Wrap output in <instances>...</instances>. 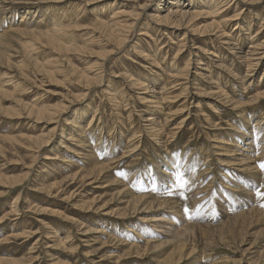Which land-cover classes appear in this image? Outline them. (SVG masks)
<instances>
[{"label": "rangeland", "instance_id": "rangeland-1", "mask_svg": "<svg viewBox=\"0 0 264 264\" xmlns=\"http://www.w3.org/2000/svg\"><path fill=\"white\" fill-rule=\"evenodd\" d=\"M2 1L6 2L0 5V50L3 45L8 44L3 48L6 55H0V146L4 147L0 148V239L10 236L11 233L20 234L25 229L32 230L33 233L37 230L38 234L35 233L31 239L23 236L3 241L0 243V257H25L31 259L29 264H160L178 243L175 242V246L160 244L144 256L129 252L127 245L130 241L129 245H144L147 237L140 235L143 229L146 235H155L154 222L144 223L140 218L159 214L155 212L156 204L148 207L146 211L130 213L128 218L101 215L102 211L96 208H93L91 213L81 210L83 200L92 199L97 195H102L99 205L109 204V210L124 207L126 195H156V198L158 196L162 199L168 196L165 199L167 205L174 206L169 213L166 205L160 211L161 214L166 211L172 219L184 217L188 225L194 226L191 228L194 235L190 242V247L194 245V252L177 264H264V215H257V219L250 224L238 226L237 222H233L231 226L224 223L225 226L220 227L226 220L234 221L235 217L250 211L251 208L264 212V96L255 98L260 92H264V48L259 46L252 54L256 45L264 42V0H202L201 4L200 0H191L193 7L190 0H180L181 3L177 7L184 10L196 9L201 14L192 23L191 28L185 23L180 29H169L160 25L159 27L150 18L154 11L163 15L167 13L168 7H175L176 5L172 7L169 4V1L173 0H102L90 5L87 4L88 0H61L57 4L54 1ZM104 5L105 15L98 16L97 13L101 12ZM206 6L212 9L208 10ZM225 8L220 15L219 11ZM119 10L123 11L121 23L129 25L130 28L123 31L128 34L129 41L116 49L113 45L116 42L109 40L110 33L105 28L98 27L97 19L103 16L108 23L117 22L119 17H116L115 13ZM202 10L215 13L212 19L221 22L218 27L220 36L218 34L195 38L193 34H197L211 22V18ZM227 20L228 25H223ZM30 29H41L50 34V39L44 37L37 40L32 37L34 35L26 34ZM141 31H146L147 34L141 36ZM113 35L118 40V30ZM184 35L185 38L182 39ZM56 43L64 46V49H59ZM178 49L183 51L182 55L177 52ZM111 50L114 51L110 52ZM256 51L259 54H256ZM107 52L110 53L106 55ZM245 54H248V57ZM57 63L63 66L61 72H57ZM255 63H258V66L254 70L250 69L249 66ZM188 65L187 77L193 85L190 92H185L181 84L183 80L173 75L181 73ZM50 70L55 71L54 81L45 75H48ZM98 72L103 75L100 82L96 80ZM90 78L92 81L86 82ZM137 82L146 84L156 93L161 92L153 93L159 96L160 107H149L143 103L141 94L139 95L137 89L134 90V83ZM215 82L216 85L220 84L219 88L221 86L229 98L243 102L244 106L235 108L216 103L217 101L208 95H205L208 97L206 98L204 92L217 90ZM97 83L101 85L98 86ZM211 87H214V90ZM19 102L38 108L67 104L68 108L58 117L57 130L53 133V130H49L55 124L35 123V117H7L6 113L12 115L23 112ZM18 108L21 111H14ZM214 108L217 112H212ZM148 116L161 118L163 135L157 140L146 129L145 120ZM45 133V138L52 135L53 139L47 147L39 151L36 162H32L29 152L22 144L28 142L24 136ZM101 133L103 137L100 136ZM6 136H16L18 142L4 139ZM227 140L230 142L227 143ZM248 141L251 142L249 146L246 145ZM142 142H146L147 146ZM219 144H222L221 147ZM226 144L228 145L225 146ZM237 147H249L248 155L256 161L254 165L257 170L260 169L258 178L253 177L254 173L251 175L252 173L246 172L244 175L240 173L239 176L236 169L228 166L227 162L231 159L228 153H243ZM134 150L136 153L130 157ZM224 153H227L226 156ZM56 156L60 161L45 160ZM240 157L246 158L242 155ZM171 160L174 167L169 164ZM95 163L106 165L109 174L100 184H94L95 181L87 179L85 182L71 183L69 187L65 185L66 190L79 194L73 202L65 200V194L61 193L58 196L60 198H50L48 193L40 190L41 187H49L55 181L73 176L83 169H93L97 166ZM1 176L18 177L21 182H6ZM172 176L174 182L169 183ZM165 183L167 185H164ZM96 185L103 187L96 188ZM233 188L236 190L233 191ZM150 192H153L152 195ZM37 206H50L59 213H39V209L36 211ZM226 209L230 210V214ZM180 212L183 216L178 215ZM85 226L92 230L103 228L102 230L112 233L123 243H128L119 244L114 239L92 233V230L83 235ZM55 232L62 239L67 236L71 243H61L57 249L50 248L54 242L52 240H56L53 237ZM35 241L39 243L34 245ZM251 243L255 246L252 256L244 251ZM63 246L74 248L64 250ZM56 258L65 263H57Z\"/></svg>", "mask_w": 264, "mask_h": 264}, {"label": "bare ground", "instance_id": "bare-ground-1", "mask_svg": "<svg viewBox=\"0 0 264 264\" xmlns=\"http://www.w3.org/2000/svg\"><path fill=\"white\" fill-rule=\"evenodd\" d=\"M41 2V3H43V2H51V1H54V3L55 4H57L59 1H61V0H30V1H28L27 3H34V2ZM64 1V0H63ZM100 1H102V0H88V2H87V4L88 5H90L91 3H93V2H100ZM103 1H105V0H103ZM210 1V0H209ZM4 2H6V1H4ZM4 2L2 1V0H0V5H2V4H4ZM190 2H191V4L190 5H192V7H193V4H192V1L190 0ZM201 2H202V0H200L199 1V4H201ZM113 3V2H112ZM115 3V2H114ZM181 3V1L180 0H173V1H169V4H171L172 5V7L173 6H175V7H173L172 9L170 8V7H168V9H167V13H165V14H161V12H160V10H159V12L160 13H158V12H156V11H154L153 12V14H152V16L150 17L158 26L160 25V26H166V27H168L169 29H180V28H183L184 27V24L186 23V24H188V26L191 28V25H192V23L201 15L200 14V12L198 11V10H196V9H188V10H184V9H180L179 7H177L178 6V4H180ZM184 3V2H183ZM182 3V4H183ZM213 3V2H212ZM215 3H217V1L215 2ZM256 3V2H255ZM187 5H189V4H187ZM196 6H197V4H195ZM214 5V4H213ZM217 5H220V4H217ZM108 6V5H107ZM215 6V5H214ZM182 7V6H181ZM185 7V6H184ZM191 7V8H192ZM200 7V6H199ZM217 7V6H216ZM220 7V6H219ZM194 8H196V7H194ZM206 8L209 10V9H212V8H210L209 6H206ZM205 8V9H206ZM214 8V7H213ZM200 9V8H199ZM226 10V8L225 9H223V10H221V12L219 11V14L221 15L222 13H223V11H225ZM231 10V9H230ZM53 11V10H52ZM58 11V10H57ZM203 12H206V14H207V17H210L211 18V22L210 23H208L202 30H201V28H200V30L201 31H199V32H197V34H193V35H195V38H197V37H205V36H207V35H218L219 34V36H220V28H218V27H220V24H221V22H219V21H215V20H213L212 19V17L213 16H215V13H213L211 10V12H208V11H204V10H202ZM106 12V6L104 5L103 7H102V9H101V12L100 13H97V15L99 16V15H102V14H104ZM5 13V12H4ZM210 13H211V15H210ZM35 14V13H34ZM60 14V13H59ZM105 15V14H104ZM64 16V15H63ZM115 16L116 17H119V21H117V22H114V23H108L107 21H105V19L104 18H102L103 16H101V17H99V19H97V20H99L98 21V27L100 28V26L101 27H103V28H105V30L107 31V32H109L110 33V38H109V40L110 41H114V42H116L115 44H113L114 45V47L116 48V49H119V48H121L123 45H125L128 41H129V39H128V34L126 33V32H123L124 31V29H126V28H130V26L129 25H124L123 23H121V20H120V17H123V11H121V10H119V11H116V13H115ZM219 16V15H218ZM217 16V17H218ZM53 19V18H52ZM61 19V18H60ZM225 19V18H224ZM227 19V18H226ZM54 20V19H53ZM223 20V19H222ZM222 23H224V22H222ZM228 23H229V20H227V21H225V23L223 24V25H228ZM60 25V24H59ZM58 25V26H59ZM134 25V24H133ZM136 25V24H135ZM247 25V24H246ZM159 26V27H160ZM238 26V25H237ZM248 26V25H247ZM149 27H150V25H149ZM34 28V27H33ZM61 27L59 26V28L58 29H60ZM25 29V28H24ZM37 29V28H36ZM193 29V28H192ZM38 30V29H37ZM118 30V40L114 37V35L113 34H115L116 33V31ZM208 31H210L209 33H208ZM48 32V31H47ZM51 32V31H50ZM221 32H222V30H221ZM32 34V35H34V36H32V37H34L35 39H37V40H40V38H49V36H50V34L48 35V33H45V32H43V31H41V29H40V31H36V30H32V29H30V30H28V31H26V34ZM53 33V32H52ZM145 33L147 34V32L146 31H141L140 32V34L139 35H145ZM193 33H195L194 32V30H193ZM223 34H225V32H222ZM185 38V35L183 36V38L182 39H184ZM50 39V38H49ZM182 41V40H181ZM183 43V42H182ZM181 43V44H182ZM8 43H6L5 45H7ZM47 44V43H46ZM57 44V43H56ZM263 44H264V42L263 43H259L258 45H256V48L255 49H253L252 50V54H253V52L255 51V50H257L258 48H259V46H261V48H264L263 47ZM5 45H3V48L5 47ZM58 45V47H59V49H64V46H62V45H60V44H57ZM183 45H185V44H183ZM156 46H157V44H156ZM185 47V46H184ZM3 48L0 50V55H3L4 56V54H5V51H3ZM158 48V47H157ZM161 49V48H160ZM201 49V48H200ZM7 50H8V48H7ZM162 50V49H161ZM168 50V49H167ZM202 50V49H201ZM114 50H111L110 52H113ZM181 51V50H180ZM179 51V49H178V53L180 54V55H182V52L183 51H181L180 52ZM110 52H107L106 53V55L108 54V53H110ZM162 52V51H161ZM164 52V51H163ZM257 52V51H256ZM262 53V52H261ZM163 54V53H162ZM161 54V55H162ZM255 54V53H254ZM256 54H259V52H257ZM6 55V54H5ZM176 55V54H175ZM246 55V57H248V54H245ZM175 57V56H174ZM240 57H244V56H240ZM169 58V57H168ZM177 58H179V57H177ZM255 59H259V58H255ZM164 61V60H163ZM167 61V60H166ZM38 64H40L39 62H37ZM153 63V62H152ZM31 64V63H30ZM163 64V63H162ZM54 65H56V64H54ZM57 66H58V69H57V72H61L62 71V67L63 66H60L59 65V63H57ZM258 66V63H255L253 66H249V68L250 69H252V70H254V68L255 67H257ZM189 65L187 66V67H185V69L181 72V73H179V74H175V75H173L172 73V75L173 76H175L176 78H179V79H182L183 80V83H181L183 86H184V91L186 92V91H189V90H191L190 88H191V86L193 85V83H192V81L191 80H189V78L187 77L188 75H189ZM151 68V67H150ZM200 68V67H199ZM154 70V69H153ZM152 70V71H153ZM151 71V70H150ZM167 72V71H166ZM186 72V73H185ZM20 74V73H19ZM45 74V73H44ZM148 74V73H147ZM150 74H151V72H150ZM167 74V73H166ZM184 74V75H183ZM212 74V73H211ZM247 74H249V73H247ZM47 77H49V79H51V81L53 80L54 81V79H55V77H56V75H55V71H52V70H50L49 71V73H48V75L47 74H45ZM96 80H99V82H100V80L102 79V74H100V72H98L97 74H96ZM218 76V75H217ZM216 76V77H217ZM252 76V75H251ZM146 77V76H145ZM149 77V76H148ZM147 77V78H148ZM197 77V76H196ZM151 78H153V77H151ZM164 78V77H163ZM163 78H161V79H163ZM184 79H185V81H184ZM158 80V79H157ZM200 80V79H199ZM92 81V79L90 78V79H87V81L86 82H91ZM144 81V80H143ZM160 81V80H159ZM219 81V80H218ZM166 82V81H165ZM217 83H219V82H217ZM165 84V83H164ZM179 84V83H178ZM97 85L98 86H100L101 84H98L97 83ZM176 85V84H175ZM218 85H220V84H218ZM218 85H216V82H215V89L217 88V90L216 91H208L207 93L206 92H204V96L206 95H208L210 98H212L213 100H216L217 102L216 103H221V104H225V105H227V106H233V107H235V108H239V107H241V106H244V103L243 102H241V101H239V100H236L235 98L234 99H231V98H229V96H227V94L226 93H224L223 91H222V88H221V86H220V88H219V86ZM132 86V85H131ZM135 86V87H134ZM134 86H132V87H134V90H138V93H139V95H140V98H141V100L143 101V103H145V104H148V106L149 107H151V106H154V107H160V105H159V101H158V99H159V96H156L155 94H153V93H156V92H154L153 91V89L152 90H150V88L149 87H147L146 86V84H143V83H139V82H137V83H134ZM156 87H157V85H156ZM116 88V87H115ZM197 88V87H196ZM212 88V90H214V87H211ZM259 91H261V90H259ZM258 91V92H259ZM181 92H182V90H181ZM180 92V93H181ZM184 92V93H185ZM190 92V91H189ZM161 93V92H160ZM160 93H156V94H160ZM188 93V92H187ZM89 95V94H88ZM184 95V94H183ZM193 95H197L196 93H193ZM175 96V95H174ZM204 96H203V98H204ZM205 96V97H206ZM262 96H264V92H260V94H258L257 96H255V98L256 99H258L259 97H262ZM118 97V96H117ZM180 97V96H179ZM186 97V96H185ZM184 97V98H185ZM253 97V96H252ZM252 97H250V98H252ZM206 98H208V97H206ZM177 99H180V98H177ZM185 100V99H184ZM260 101V100H259ZM183 102V101H182ZM214 102V101H213ZM19 104L21 105V107H22V110H23V112H19V113H14V114H12V115H10V114H7L6 113V115H7V117H9V118H12V119H14V118H17V119H19V118H23V117H26V118H30V119H32V118H36V119H34V122L35 123H46V124H50V125H54L55 124V126L54 127H52L51 128V130H49V131H52L53 130V133L57 130L56 129V126H57V123H58V117L62 114V113H65V111H66V109L68 108V105L67 104H62V105H57V106H49V108H45V107H42V108H38L37 106H35V105H29V104H27V103H21V102H19ZM18 104V105H19ZM169 104V103H168ZM212 104H214V103H212ZM171 106V105H170ZM147 107V106H146ZM185 107V106H184ZM245 108V107H244ZM85 109V108H84ZM159 109V108H158ZM215 110H213L212 112H217L216 111V108H214ZM218 109V108H217ZM18 110L19 111H21V109L20 108H18V109H16V110H14V111H17L18 112ZM86 110V109H85ZM88 110V109H87ZM86 110V111H87ZM94 110V109H93ZM164 110V107L162 108V111ZM243 110V109H242ZM10 111V110H9ZM84 111V110H83ZM82 111V112H83ZM157 111V110H156ZM185 111V110H184ZM59 112V113H58ZM81 112V113H82ZM219 112V111H218ZM58 113V114H57ZM79 113V112H78ZM85 113H87V112H85ZM221 113V112H220ZM132 114V113H131ZM218 114V113H217ZM27 115V116H26ZM83 114H81V116H82ZM86 115V114H85ZM94 115V114H93ZM150 115H153V114H150ZM80 116V117H81ZM95 116V115H94ZM94 116H93V119H94ZM157 117V116H156ZM156 117H154V116H148V117H146V120H145V126L147 127H145L146 129H148V133H150L151 134V136H153V137H156L155 139L157 140L158 138H160L162 135H163V130H162V126H161V123H162V121H161V118L159 117V118H156ZM169 117V116H168ZM209 117V116H208ZM211 117V116H210ZM246 117V116H245ZM61 118V117H60ZM77 118V117H76ZM75 118V119H76ZM83 118V117H82ZM55 119H57V120H55ZM78 119V118H77ZM102 119V118H101ZM167 119V118H166ZM169 119V118H168ZM248 119V118H247ZM250 119V118H249ZM264 119V118H263ZM103 120V119H102ZM210 120H211V118H210ZM216 120V119H215ZM246 120V119H245ZM260 120V119H259ZM67 121V120H66ZM78 121V120H77ZM81 121V120H80ZM79 121V122H80ZM108 121V120H107ZM166 121V120H165ZM251 121V120H250ZM257 121V120H256ZM263 121V120H262ZM69 122V121H68ZM170 122V121H169ZM182 122V121H181ZM180 122V123H181ZM241 122H242V120H241ZM73 123V122H72ZM77 123V122H76ZM75 123V124H76ZM90 123V122H89ZM125 123V122H124ZM130 123V122H129ZM249 123V122H248ZM61 124V123H60ZM71 124V123H70ZM128 124V123H127ZM134 124V123H133ZM166 124V123H165ZM214 124V123H213ZM232 124V123H231ZM73 125V124H72ZM101 125V124H100ZM106 125H108V124H106ZM122 125V124H121ZM142 125V124H141ZM215 125V124H214ZM214 125H211V126H214ZM233 125V124H232ZM259 125H260V123H259ZM77 126H79V125H77ZM92 126V125H91ZM127 126V125H126ZM178 126H179V124H178ZM181 126V125H180ZM75 127V126H74ZM103 127V126H102ZM101 127V128H102ZM214 127H216V126H214ZM214 127H212V128H214ZM47 127H45V129H46ZM90 128V127H89ZM88 128V129H89ZM131 128V127H130ZM140 128V127H139ZM234 128H236V127H234ZM249 128V127H248ZM252 128V127H251ZM81 129V128H80ZM94 129H96V128H94ZM98 129V128H97ZM104 129V128H103ZM85 130V129H84ZM108 130V129H107ZM106 130V131H107ZM120 130V129H119ZM171 130H173V129H171ZM210 130V129H209ZM69 131H70V127H69ZM81 131V130H80ZM97 131V130H96ZM100 131H101V129H100ZM103 131V130H102ZM101 131V132H102ZM110 131V130H109ZM112 131V130H111ZM143 131H144V129H143ZM234 131V130H233ZM236 131V130H235ZM245 131V130H244ZM258 131H260V129H258ZM125 132V131H124ZM127 132V131H126ZM125 132V133H126ZM128 132H130V130H128ZM198 132V131H197ZM63 133V132H62ZM64 133H65V130H64ZM63 133V134H64ZM86 133V132H85ZM99 133V132H98ZM168 133V132H167ZM166 133V134H167ZM177 133V132H176ZM180 133V132H179ZM233 133V132H232ZM239 133V132H238ZM242 133V132H241ZM12 134V133H11ZM46 134L47 133H45V134H41V135H36V136H24V138H26V140H28V142H25V143H22L23 144V146L25 147V150H27L29 153V157H30V159H32V162H36V159H37V157H38V153H39V151L42 149H44L45 147H47V145L50 143V141L53 139L52 138V135L51 136H49V137H47V138H45V136H46ZM73 134V133H72ZM82 134V133H81ZM110 134V133H109ZM131 134H133V133H131ZM130 134V135H131ZM172 134V133H171ZM221 134V133H220ZM230 134H231V132H230ZM234 134V133H233ZM74 135V134H73ZM123 135V134H122ZM142 135V134H141ZM174 135V134H173ZM245 135V134H244ZM66 136V135H65ZM69 136V135H68ZM100 136H102V133H101V135ZM116 136V135H115ZM124 136H126V135H124ZM148 136V135H147ZM241 137H242V135H240ZM15 137L16 136H6L4 139H6V138H9V140L11 141V142H13V143H15L16 141L18 142V140L17 139H15ZM74 137V136H73ZM103 137V136H102ZM140 137V136H139ZM144 137V136H143ZM171 137V136H170ZM224 137V136H223ZM226 137V136H225ZM99 138V137H98ZM97 138V139H98ZM112 138H114V137H112ZM119 138V137H118ZM130 138V137H129ZM164 138V137H163ZM220 138H221V136H220ZM20 139V138H19ZM67 139H69V138H67ZM74 139V138H73ZM109 139V138H108ZM126 139H128V138H126ZM138 139V138H137ZM223 139H225V138H223ZM228 139H230V138H228ZM264 139V138H263ZM105 140H107L106 138H105ZM119 140V139H118ZM121 140V139H120ZM129 140V139H128ZM226 140V139H225ZM230 140H232V139H230ZM83 141V140H82ZM95 141H97V140H95ZM104 141V140H103ZM111 141H113V140H111ZM123 141V140H122ZM135 141V140H134ZM224 141V140H223ZM236 141V140H235ZM234 141V142H235ZM63 142V141H62ZM72 143H74L73 141H71ZM88 142V141H87ZM99 142V141H98ZM97 142V143H98ZM149 142V141H148ZM155 142V141H154ZM165 142V141H164ZM221 142V141H220ZM228 142H230V141H228L227 140V143ZM12 143V144H13ZM106 143V142H105ZM104 143V144H105ZM108 143V142H107ZM112 143V142H111ZM110 143V144H111ZM132 143V142H131ZM142 143H144V145H146L147 143L146 142H142ZM166 143V142H165ZM219 143V142H218ZM232 143H233V141H232ZM18 144V143H17ZM75 144V143H74ZM81 144H83V143H81ZM113 144V143H112ZM134 144V143H133ZM132 144V145H133ZM140 144V143H139ZM151 144V143H150ZM235 144V143H234ZM238 144V143H237ZM237 144H236V146H237ZM15 145V144H14ZM63 145H64V142H63ZM115 145V144H114ZM162 145V144H161ZM168 145V144H167ZM220 145V144H219ZM222 145V144H221ZM221 145H220V147H221ZM228 144H226L225 146H227ZM246 145H251V142H247V144ZM74 146H76V145H74ZM82 146V145H81ZM97 146V145H96ZM107 146V145H106ZM139 146V145H138ZM137 146V147H138ZM147 146V145H146ZM146 146H145V149H146ZM165 146V145H164ZM234 146V145H233ZM241 146V145H240ZM67 147V146H66ZM98 147V146H97ZM129 147V146H128ZM133 147V146H132ZM144 147V146H143ZM211 147V146H210ZM224 147V146H223ZM222 147V148H223ZM239 147V146H238ZM237 147V148H238ZM0 148H4V147H2V146H0ZM58 148V147H57ZM111 148V147H110ZM135 148V147H134ZM219 148V147H218ZM231 148H233V147H231ZM241 148V147H240ZM248 148L249 147H247V148H241V149H239V150H242V152L243 153H241L240 151V153H238L237 152V154L236 155H234V152H233V155L231 154L232 152H231V150H230V155H229V153H228V156H230L231 157V159H229L228 160V162H227V164H228V166L229 167H232V168H234V169H236L237 170V173L239 172V176H241L240 175V173H243V175L245 174V172L246 173H252L251 175H253V173H254V175H253V177H256V178H258V176H259V171H260V169L259 170H257L258 168H257V166L256 165H254V163L256 162L255 160L253 161L252 160V157H250L249 155H248V152H249V150H248ZM77 149H79V148H77ZM103 149V148H102ZM118 149V148H117ZM144 149V148H143ZM213 149V148H212ZM230 149V148H229ZM237 149V150H238ZM49 150V149H48ZM60 150V149H59ZM70 150V149H69ZM80 150V149H79ZM84 150V149H83ZM107 150V149H106ZM126 150V149H125ZM127 150H128V148H127ZM164 150V149H163ZM214 150H216V148L214 149ZM218 150V149H217ZM224 150V149H223ZM235 150V149H234ZM45 151V150H44ZM73 151V150H72ZM104 151V150H103ZM114 151V150H113ZM136 150H134V151H132L131 153H130V157H131V155H133V153L135 152ZM167 151H169V150H167ZM207 151V150H206ZM209 151V150H208ZM226 151V150H225ZM228 151V150H227ZM233 151V150H232ZM77 152V151H76ZM87 152V151H86ZM129 152V151H128ZM221 152V151H220ZM245 152H246V154H245ZM78 153H81V152H78ZM110 153V152H109ZM112 153V152H111ZM136 153V152H135ZM138 153V152H137ZM219 153V152H218ZM126 154H128V153H126ZM162 154V153H161ZM167 154H168V152H167ZM171 154V153H170ZM176 154V153H175ZM208 155H209V153H207ZM220 154V153H219ZM225 154V153H224ZM227 154V153H226ZM226 154H225V156H226ZM260 154H262V152L260 153ZM65 155V154H64ZM79 155H81V154H79ZM103 155V154H102ZM123 155V154H122ZM154 155H156V154H154ZM205 155V154H204ZM243 156V157H246V158H242V157H240V156ZM264 155V154H263ZM121 156V155H120ZM135 156V155H134ZM157 156V155H156ZM249 156V157H248ZM64 157V156H63ZM76 157V156H75ZM126 157V156H125ZM164 157V156H163ZM166 157V156H165ZM176 157V156H175ZM216 157V156H215ZM223 157V156H222ZM259 157H261V156H259ZM264 157V156H263ZM112 158V157H111ZM110 158V159H111ZM113 158H115V157H113ZM168 158V157H167ZM208 157H206V159H207ZM160 159V158H159ZM159 159H158V161H159ZM166 159V158H165ZM222 159V158H221ZM45 160H48V161H50V160H59L60 161V159H58L57 158V156L56 157H54V158H49V159H46L45 158ZM67 159H65V161H66ZM69 161H70V159H68ZM116 160V159H115ZM157 160V159H156ZM172 160H173V158H172ZM172 160L170 161V163L169 164H171V162H172ZM211 160V158L209 159V161ZM223 160V159H222ZM221 160V161H222ZM83 161H86V160H83ZM113 161V160H112ZM178 161V160H177ZM194 160H192V162H193ZM206 161V160H205ZM213 161V160H212ZM219 161V160H218ZM67 162V161H66ZM75 162V161H74ZM108 162V161H107ZM110 162V161H109ZM153 162V161H152ZM151 162V163H152ZM165 162V161H164ZM223 162V161H222ZM55 163V162H54ZM61 164H63L62 162H60ZM68 163H70V162H68ZM72 163V162H71ZM103 163V162H102ZM117 163V162H116ZM159 163V162H158ZM168 163V162H167ZM215 163V162H214ZM213 163V164H214ZM96 164V163H95ZM132 164V163H131ZM185 164V163H184ZM191 164V163H190ZM206 164H208V163H206ZM211 164H212V162H211ZM226 164V163H225ZM257 164V163H256ZM70 165H72V164H70ZM77 165V164H76ZM97 166L95 167L94 166V168L93 169H83V170H81L80 172H78V173H75L73 176H67L68 178H64V179H62V180H58V181H55L53 184H50L49 185V187H41V191L42 192H44L45 194H47L48 193V195L47 196H49L50 198H60V197H58V196H60L61 195V193L62 194H65L66 195V199L65 200H68V201H72L73 202V200L77 197V195H79V194H77V193H75L74 191H72V190H66L65 189V185H66V187H69L70 185L69 184H71V183H74V182H76L75 184H77V182H85L87 179H89V180H91V181H95L94 182V184H100L101 182H102V179L103 178H105V176L107 175V174H109V169H107V167H106V165H104V164H96ZM111 165V164H110ZM133 165V164H132ZM172 165V164H171ZM176 165V164H175ZM210 165V164H209ZM67 166V165H66ZM79 166H80V164H79ZM78 166V167H79ZM206 166V165H205ZM224 166V165H223ZM47 167V166H46ZM85 167V166H84ZM119 167V166H118ZM172 167H174L173 165H172ZM186 167V166H185ZM208 167V166H207ZM210 167V166H209ZM43 168V167H42ZM75 168V167H74ZM73 168V169H74ZM89 168V167H88ZM130 168V167H129ZM161 168V167H160ZM82 169V168H81ZM190 169V168H189ZM203 169H204V167H203ZM222 169V168H221ZM42 170H44V169H42ZM147 170V169H146ZM186 170V169H185ZM61 171V170H60ZM74 171H75V169H74ZM129 171H130V169H129ZM142 171V170H141ZM148 171V170H147ZM151 171V170H150ZM163 171V170H162ZM177 171V170H176ZM221 171V170H220ZM28 172V171H27ZM44 172V171H43ZM62 172V171H61ZM72 172L73 171H71V174H72ZM76 172V171H75ZM112 172V171H111ZM124 172V171H123ZM131 172V171H130ZM145 172V171H144ZM156 172V171H155ZM158 172V171H157ZM166 172H168V171H166ZM198 172V171H197ZM29 173V172H28ZM139 173H141V172H139ZM146 173V172H145ZM160 173V172H159ZM185 173V172H184ZM204 173H207V172H204ZM262 173V172H261ZM71 174H68V175H71ZM169 174V173H168ZM172 174V173H171ZM170 174V175H171ZM191 174V173H190ZM202 175H203V173H201ZM200 174V175H201ZM210 174V173H209ZM220 174H221V172H220ZM28 175V174H27ZM137 175V174H136ZM148 175H149V173H148ZM174 175V174H173ZM184 175V174H183ZM195 175V174H194ZM249 175V174H248ZM125 175H123V177H124ZM147 176V175H146ZM164 176V175H163ZM188 176H191V175H188ZM2 177V179H4V180H6V182H10V183H16V182H21L20 181V178H18V177H4V176H1ZM141 177H142V175H141ZM157 177V176H156ZM170 177V176H169ZM203 177V176H202ZM209 177V176H208ZM207 177V178H208ZM215 177V176H214ZM214 177H213V180H214ZM225 177V176H224ZM26 178V177H25ZM159 178H160V176H159ZM178 178V177H177ZM176 177H175V179H177ZM182 178V177H181ZM184 178H185V176H184ZM206 178V179H207ZM242 178V177H241ZM263 178V177H262ZM142 179H144V178H142ZM153 179V178H152ZM186 179V178H185ZM190 179H191V177H190ZM194 179V178H193ZM202 179V178H201ZM203 179H205V178H203ZM205 179V180H206ZM243 179V178H242ZM130 180V179H129ZM157 180V179H156ZM161 180H162V178H161ZM164 180V179H163ZM173 180V176L169 179V183L171 182ZM181 180V179H180ZM182 180H184L183 178H182ZM209 180V179H208ZM213 180H211V181H213ZM226 180V179H225ZM238 180V179H237ZM253 180V179H252ZM151 181V180H150ZM166 181V180H165ZM204 181V180H203ZM245 181V180H244ZM63 182H65L66 184H62V185H58L57 183H63ZM130 182V181H129ZM128 182V183H129ZM172 182H174V181H172ZM185 182V181H184ZM191 182V181H190ZM219 182V181H218ZM239 182V181H238ZM255 182H257V181H255ZM146 183V182H145ZM161 183V182H160ZM183 183V182H182ZM187 183V182H186ZM185 183V184H186ZM194 183V182H193ZM199 183H200V180H199ZM220 183V182H219ZM247 183V182H246ZM16 184H19V183H16ZM68 184V185H67ZM153 184V183H152ZM202 184V183H201ZM212 184H213V182H212ZM222 184V183H221ZM225 184V183H224ZM244 184V183H243ZM164 185H167V183H165ZM179 185H181V184H179ZM206 185H208V184H206ZM223 185V184H222ZM238 185V184H237ZM124 186H127L126 184H124ZM152 186V185H151ZM185 186V185H184ZM188 186V185H187ZM205 186V185H204ZM221 186V185H220ZM229 186V185H228ZM242 186V185H241ZM55 187V189H53ZM100 187H103V186H100V185H96V188H100ZM106 187V186H105ZM146 187H147V185H146ZM171 187H172V185H171ZM207 188L209 187V186H206ZM225 187V186H224ZM246 187V186H245ZM144 188V187H143ZM142 188V189H143ZM150 188V187H149ZM190 188V187H189ZM206 188V189H207ZM212 188V187H211ZM242 188V187H241ZM241 188H240V190H241ZM152 189H153V186H152ZM167 189H169V188H167ZM166 189V190H167ZM174 189V188H173ZM176 189V188H175ZM185 189V188H184ZM243 189H245V188H243ZM66 190V191H65ZM144 190V189H143ZM170 190V189H169ZM172 190V189H171ZM170 190V191H171ZM183 190V189H182ZM197 190H199V189H197ZM234 190H236V189H234L233 188V191ZM239 190V191H240ZM67 191H69L68 193H67ZM152 191V190H151ZM176 191V190H175ZM187 191H188V189H187ZM223 191V190H222ZM221 191V192H222ZM238 191V190H237ZM237 191L235 192V193H237ZM245 191V190H244ZM249 191V190H248ZM160 192H162V189H161V191ZM159 192V193H160ZM167 192H168V190H167ZM183 192V191H182ZM198 192V191H197ZM252 192V191H251ZM151 193V192H150ZM153 193V192H152ZM152 193H151V195H152ZM173 193V192H172ZM176 193V192H175ZM181 193V192H180ZM199 193V192H198ZM225 193V192H224ZM230 193V192H229ZM241 193V192H240ZM244 193V192H243ZM250 193V192H249ZM255 193V192H254ZM52 194H55V195H52ZM146 194V193H145ZM167 194V193H166ZM169 194H171V193H169ZM242 194V193H241ZM159 195V194H158ZM172 195V194H171ZM180 195V194H179ZM205 195V194H204ZM207 195V194H206ZM224 195V194H223ZM230 195V194H229ZM234 195V194H233ZM132 196H134V197H132ZM126 195V200L124 201V203H125V205H124V207H121V208H115V209H112V210H109V208L111 207L109 204H104V205H99V201H100V199H101V197H102V195H97V196H94L92 199H86V200H83L82 202H81V204H82V206H81V210L82 211H84V212H87V213H91V210L93 209V208H96V209H98V210H101L102 212L100 213L101 215H105V216H111V217H116V218H128V215L130 214V213H135V212H137V211H140L141 210V212L142 211H146L147 210V208L148 207H152L154 204H156V206H155V212L156 213H159V214H156V215H153V216H141V218H140V220L141 221H144V223L145 222H154L153 223V227H154V230L156 231V233H155V235L154 236H148V235H146V233L144 232V229H143V231H142V233L140 234V235H142V236H144V237H147L146 239V242L144 243V245H140V244H138V245H136V244H131V245H129L130 243H131V241L129 242V244H127V243H123L121 240H119L117 237H115V236H113V234L111 233V234H109V233H107V232H105L104 230H102L101 228H97V229H93L92 230V228H90V227H88V228H86V226H85V228H86V230H84V234L83 235H85V234H87V233H89V231H91L92 233H96V234H101V235H103V236H106V237H108L109 239H114V240H116L119 244H123V245H128V247H129V252H131V251H133V254H135V255H137V256H144V255H146L147 254V252H149V251H154V249H156V247L158 246V245H160V244H165V245H170V246H175L174 245V243L176 242V244L178 243V246H176V248H174L172 251H170L169 252V254L167 255V257L166 258H164L165 259V261L163 262V260L160 262V264H177V263H179L183 258H185V257H187V256H189V255H191L194 251H193V246L192 247H190V242H192V236L194 235L192 232H191V228L192 227H194L192 224L191 225H188L189 223H187L188 221L184 218V217H181L180 215H182L183 216V214L181 213V214H178L180 217H176L175 219H172V218H170L167 214H168V212L169 211H171L172 209H174V206L172 207L170 204H168L167 205V200H165V199H167L168 198V196H167V198H165V199H162L161 197H158L157 196V198H156V195L155 196H143V195H140V196H136V195ZM165 196V195H164ZM177 196H178V194H177ZM176 196V197H177ZM196 196H197V194H196ZM202 195H200V197H201ZM238 196V195H237ZM248 196V195H247ZM255 196V195H254ZM151 197H153V198H155V199H153V198H151ZM176 197H174V198H176ZM181 197H182V195H181ZM203 197V196H202ZM208 197V196H207ZM211 197V196H210ZM224 197V196H223ZM222 197V198H223ZM232 197V196H231ZM230 197V198H231ZM29 198V197H28ZM194 198H196V197H194ZM198 198V197H197ZM196 198V199H197ZM218 198V197H217ZM236 198V197H235ZM244 198H246V196L244 197ZM243 198V199H244ZM254 198V197H253ZM39 199V198H38ZM173 198H171V200H172ZM211 199V198H210ZM209 199V200H210ZM227 199V198H226ZM233 199V198H232ZM87 200H89V202H87ZM176 200V199H175ZM221 200V199H220ZM231 200V199H230ZM235 200V199H234ZM239 200V199H238ZM242 200V199H241ZM14 201V200H13ZM28 201V200H27ZM169 202H170V199L168 200ZM17 202V201H16ZM63 202V201H62ZM167 202V203H166ZM177 202V201H176ZM181 202V201H180ZM207 202V201H206ZM226 202V201H225ZM224 202V203H225ZM228 202V201H227ZM241 201L239 200V203H240ZM243 202V201H242ZM178 203V202H177ZM181 203H183V202H181ZM202 203V202H201ZM205 203V202H204ZM208 203V202H207ZM211 203V202H210ZM215 203V202H214ZM232 203V202H231ZM245 203V202H244ZM247 203V202H246ZM18 203H16V205H17ZM199 204V203H198ZM206 204V203H205ZM243 204V203H242ZM166 205H167V207H168V212H164V214H161L160 213V211H162L165 207H166ZM179 205V204H178ZM201 205V204H200ZM204 205V204H203ZM209 205V204H208ZM223 205H225V204H223ZM202 206V205H201ZM207 206V205H206ZM210 207H211V205H209ZM17 207H19V205L17 206ZM176 207V206H175ZM242 207V206H241ZM255 207V206H254ZM201 208V207H200ZM203 208V207H202ZM227 208V207H226ZM38 209L40 210L39 211V213H43V212H45V211H49V212H51V214H58L59 212L57 211V210H55L53 207H45V206H42V207H40V206H37V209H36V211H38ZM178 209H179V207H178ZM244 209V208H243ZM18 210V209H17ZM175 210H177V209H175ZM182 210V209H181ZM226 210H228V213H229V209H226ZM261 210V209H260ZM260 210H258V209H254V208H251V210L250 211H248V212H243V213H241V214H239L237 217H235V220L234 221H228L227 222V220L225 221V222H223L222 224H220V225H222V226H220V227H224L225 226V224H229L230 226H231V224L233 223V222H237V225L238 226H242V225H244V224H250V223H252L253 221H255V219H257V215L258 216H263L264 215V212H261ZM184 211V210H183ZM15 212V211H14ZM174 212V211H173ZM197 212H199L198 210H197ZM170 213V212H169ZM174 213H176V211L174 212ZM225 213H227V212H225ZM185 214V213H184ZM196 214V213H195ZM204 214V213H203ZM230 214V213H229ZM172 215V214H171ZM175 215V214H174ZM173 215V216H174ZM187 215V214H186ZM191 215H192V213H191ZM189 216V215H188ZM200 216V215H199ZM7 217V216H6ZM187 217V216H186ZM198 217V216H197ZM226 217V216H225ZM195 218V217H194ZM201 218V217H200ZM205 218V217H204ZM229 218V217H228ZM227 219V218H226ZM189 221H190V218L188 219ZM143 223V222H142ZM225 223V224H224ZM146 225V224H145ZM148 225V224H147ZM228 225V226H229ZM149 226V225H148ZM150 226H151V223H150ZM132 229V228H131ZM148 231V230H147ZM146 231V232H147ZM38 234V231L36 230L34 233H33V231L32 230H28V229H25V231H23V232H21L20 234H12L11 233V235L10 236H6V237H4V238H2L1 237V239H0V243H2L3 241L5 242V241H8L10 238H15V237H23V236H26L28 239H31L34 235H36V234ZM151 233V232H150ZM147 234H149V233H147ZM154 234V233H153ZM149 235H151V234H149ZM53 237H55L56 238V240H52V241H54L53 243H52V246L50 247V248H52L53 247V249H57V248H59L60 247V244L61 243H64V245L65 244H68V243H71V241H70V239H68V238H66L67 236H65V237H63V239L61 238V236L60 235H58L56 232H55V236H53ZM143 237V238H144ZM150 237H151V239H150ZM45 238V237H44ZM141 238V237H140ZM154 238H157L158 240H156V239H154ZM38 241H39V239H37ZM134 241V240H133ZM136 241H137V239H136ZM40 242V241H39ZM39 242H36L35 241V243H34V245H37V243H39ZM135 242V241H134ZM133 242V243H134ZM138 242V241H137ZM136 242V243H137ZM140 242H142V241H140ZM209 246V245H208ZM64 248V250H67V249H70V250H72L74 247H71V248H69V247H65V246H63ZM104 246H102V248H103ZM47 248H49L48 246H47ZM49 248V249H50ZM255 248V246H253L252 245V243H251V245H250V247H248V248H246L244 251L245 252H248L251 256L253 255V253H254V249ZM196 250V249H195ZM32 251V250H31ZM133 254L131 255L130 254V256H133ZM195 255V254H194ZM247 255V254H246ZM28 258V257H27ZM96 258V257H95ZM53 259V258H52ZM28 259H25V257L23 258V257H21V258H2V257H0V264H25V263H27V264H29V263H31L32 261H31V259L30 260H28ZM35 260V259H34ZM56 261H57V263H65V262H61L60 261V259H55Z\"/></svg>", "mask_w": 264, "mask_h": 264}]
</instances>
